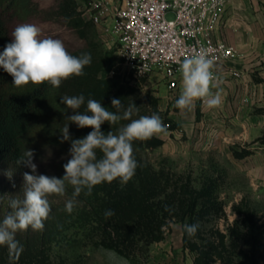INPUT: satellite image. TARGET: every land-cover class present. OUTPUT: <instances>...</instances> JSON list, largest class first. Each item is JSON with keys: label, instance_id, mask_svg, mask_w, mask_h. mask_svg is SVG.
Segmentation results:
<instances>
[{"label": "trees", "instance_id": "obj_1", "mask_svg": "<svg viewBox=\"0 0 264 264\" xmlns=\"http://www.w3.org/2000/svg\"><path fill=\"white\" fill-rule=\"evenodd\" d=\"M43 12L45 13L34 0H0V52L12 39L10 20L27 21ZM46 13L50 15L54 12ZM59 14L68 23L78 21L76 1L63 0ZM84 53L89 52L72 55L80 56ZM93 60L92 58L91 64L85 67L84 76L64 80L59 88H53L47 82L16 87L13 85V78L0 67V196H3L0 200V222L12 211L10 200L22 198L23 173L31 174V169L16 164L19 155L26 149L33 150V163L50 156L48 161L51 166L36 174L63 178L62 158L69 152L71 140L82 138L92 131L88 127L78 128L67 119L73 110L61 103L62 97L84 95L85 104L77 110L82 113L86 110L88 99L100 101L109 111L121 115L132 105L134 88L125 81L116 83L114 78L100 77L102 70L108 74L112 67L102 68ZM113 98L120 99L124 107H112ZM143 115L151 114L133 110L128 120H121L115 125L105 122L101 130L105 134L109 131L115 133L122 125ZM66 125L71 139L62 142ZM258 142L264 146V134ZM162 144L163 141L156 136L147 141L133 142L134 157L138 163L134 177L127 184H121L118 179L112 183H101L93 188L91 195H87L94 200L90 204L86 203L78 222L87 224L92 236H96V240L93 237V246L96 248L114 251L135 261V254L140 248L147 251L153 243L165 238L171 230V224L177 220L175 215L182 213L181 221L188 218L190 222H194V218H197L200 192L188 186L171 187L164 180V173L155 171L144 157L147 150ZM232 150L237 159L253 154L247 148L239 150L233 147ZM101 155L98 151V158ZM9 171L12 173L11 178L6 175ZM166 206L171 211H166ZM108 209H112L115 215L106 218L104 213ZM66 224L67 221H53L49 215L42 230L34 231L29 228L23 231V236L16 232L15 240L19 242L21 250L17 252L7 245H0V264H77L66 259L54 262L51 257L53 246L64 234Z\"/></svg>", "mask_w": 264, "mask_h": 264}, {"label": "rangeland", "instance_id": "obj_2", "mask_svg": "<svg viewBox=\"0 0 264 264\" xmlns=\"http://www.w3.org/2000/svg\"><path fill=\"white\" fill-rule=\"evenodd\" d=\"M34 1L45 13L27 21L10 20V33L20 24H33L41 30L40 38L59 39L70 54L89 52L94 63L102 68L111 66V72L106 74L102 70L99 76L114 78L116 83L128 82L134 88V111L157 113L165 125L171 124L167 135L158 137L163 144L147 150L144 157L155 171L164 173V180L171 187L188 186L201 195L194 222L188 218L181 221L182 213L175 215L177 220L173 221L165 238L153 243L147 251L140 248L135 261H131L114 251L93 246L96 236H92L88 225L81 224L78 219L86 203L94 199L83 194L84 190L75 195L73 186L65 182L64 195L48 197L52 220L67 221L64 234L51 251L52 260L66 259L77 264H124V261L127 264H163L177 260L188 261V264H264V146L258 139L245 145L253 151L252 155L237 159L232 148L245 149L241 145L208 150L193 141L187 143L185 132L179 139L175 138L173 132L181 127L177 124L176 99L170 91L164 92L168 82L158 69L148 77H139L130 70L119 56L117 44L104 34L103 28L83 19L79 10L83 0H75L78 21L73 23L59 14L63 0ZM46 11L54 13L49 15ZM166 17L173 20L176 14L170 11ZM70 158L69 152L66 153L62 158L64 164ZM48 159L50 156L35 163L38 172L51 166ZM69 200L75 202L71 214L65 210ZM195 223L199 228L190 238L183 226ZM17 234L23 236L24 232L17 231ZM110 253H115L114 259L109 258Z\"/></svg>", "mask_w": 264, "mask_h": 264}, {"label": "clouds", "instance_id": "obj_3", "mask_svg": "<svg viewBox=\"0 0 264 264\" xmlns=\"http://www.w3.org/2000/svg\"><path fill=\"white\" fill-rule=\"evenodd\" d=\"M41 30L33 24H20L11 33V41L0 52V67L13 78L16 87L29 83L42 85L49 83L53 88H59L62 81L73 76H84V69L92 62L90 53L80 56L70 54L59 39L40 38ZM178 71L182 79V88L175 107L191 110L196 101H203L209 109L216 108L222 103L219 93L213 92L216 76L214 74V60L208 50L201 49L188 58L182 60ZM61 103L73 110L67 116L71 123L78 128H91L86 136L71 140L69 154L71 158L63 165L64 176L57 178L44 174H36L37 165L33 163V150L26 149L19 155L16 164L31 169L23 173L22 198L10 200L12 211L0 222V245H7L11 250H21L19 242L15 240L17 231L31 228L34 231L44 228V221L51 212L48 197L64 195L66 183L73 186L74 194L79 195L86 189V195H91L95 186L101 183H112L119 180L127 184L135 175L138 163L134 157L133 142L147 141L154 136L167 135L168 126L165 125L157 113L143 115L122 125L114 133L106 134L101 126L107 122L115 125L121 120H128L135 104L129 105L123 114L109 111L100 101L88 99L85 112L78 109L85 104L84 95L64 96ZM111 105L121 109L124 106L120 99L113 98ZM90 113V114H89ZM69 128L66 125L62 133V142L70 140ZM102 155L98 158L97 152ZM6 175L11 178L9 171ZM3 196H0V200ZM75 206L74 200L67 201L65 210L71 214ZM166 211H171L167 206ZM105 217L115 215L112 209L104 213ZM184 231L191 238L195 236L199 224H185ZM110 259L115 253L109 254ZM124 264H127L124 261Z\"/></svg>", "mask_w": 264, "mask_h": 264}, {"label": "built area", "instance_id": "obj_4", "mask_svg": "<svg viewBox=\"0 0 264 264\" xmlns=\"http://www.w3.org/2000/svg\"><path fill=\"white\" fill-rule=\"evenodd\" d=\"M227 1L83 0L79 10L85 21L102 27L117 44L130 70L148 77L158 69L173 92L180 62L193 53L208 50L214 66L239 56L234 47L214 38ZM170 11L176 14L173 20L166 17Z\"/></svg>", "mask_w": 264, "mask_h": 264}, {"label": "crops", "instance_id": "obj_5", "mask_svg": "<svg viewBox=\"0 0 264 264\" xmlns=\"http://www.w3.org/2000/svg\"><path fill=\"white\" fill-rule=\"evenodd\" d=\"M214 38L239 53L214 66L212 91L221 95L222 103L209 109L198 100L191 110L177 108L181 127L173 133L179 139L185 132L187 143L193 141L202 149H230L236 144L245 148L264 134V0H228ZM178 80V88L170 91L176 100L182 88L181 75ZM164 92L169 93L168 85Z\"/></svg>", "mask_w": 264, "mask_h": 264}]
</instances>
